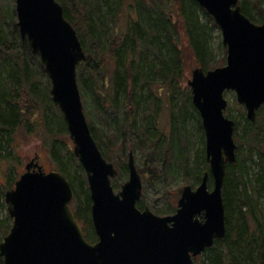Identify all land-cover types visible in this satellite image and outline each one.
Masks as SVG:
<instances>
[{"label":"trees","instance_id":"obj_1","mask_svg":"<svg viewBox=\"0 0 264 264\" xmlns=\"http://www.w3.org/2000/svg\"><path fill=\"white\" fill-rule=\"evenodd\" d=\"M58 1L86 51L87 58L78 67V83L91 132L104 157L119 170L118 177L113 179L115 188L128 177L129 150H133L146 183L170 186L178 178L176 172H180L181 186L200 184L209 165L202 120L191 103V94L188 92L183 101H175L174 91L165 90L164 97L158 92L160 84L180 78L183 70L175 10L167 8L165 0ZM177 1L176 12L181 17L177 21L185 28L200 66L207 70L224 65L226 55L216 57L211 47V26H217L214 18L196 0ZM239 3L242 12L253 22L263 20L264 0ZM123 10L129 13V22L121 33L118 24ZM15 15L13 5L9 9L0 8V160L11 165L7 172L9 181L0 184L1 236L12 226L4 195L15 183L12 175L15 164L11 162L15 160L14 135L28 130V126L31 128L27 121L40 106L59 112L44 113L51 136L68 132L59 108L53 107L48 90L42 91L38 86L36 73L30 67L28 57L32 56L38 60V69L43 68L38 55L33 54L27 40L21 38L20 43L16 42L20 32L17 20L13 19ZM202 16L205 23L200 19ZM112 62L116 65L110 71ZM167 96L170 134L159 128ZM242 114L245 123L236 122L234 135L238 144L237 161L227 165L223 188L227 233L216 239L199 260L195 258L194 264H264V105L258 110L255 122L245 116L243 107ZM57 116L59 120L51 126L52 118ZM198 134V146L189 148V142ZM52 158L56 169L72 184L73 208L87 240L96 241L92 199L83 167L72 148L60 147L56 142ZM144 190L137 203L140 209L147 205V186ZM150 207L161 214L176 210L170 203L168 210L162 212L154 204ZM2 209L6 210L4 216Z\"/></svg>","mask_w":264,"mask_h":264},{"label":"water","instance_id":"obj_2","mask_svg":"<svg viewBox=\"0 0 264 264\" xmlns=\"http://www.w3.org/2000/svg\"><path fill=\"white\" fill-rule=\"evenodd\" d=\"M15 1L21 37L51 80L53 103L63 114L74 154L87 174L98 240L86 239L70 206L74 191L66 176L58 170L45 172L32 161L5 194L13 225L0 241V264H193V257L227 233L223 187L227 164L237 161L238 145L225 93L234 91L248 119L256 121L264 105V19L253 22L239 0H196L214 17L227 46L225 65L207 71L198 67L189 80L202 117L209 171L197 187H183L174 214L160 215L148 206L137 207L143 183L133 151L128 180L118 192L111 183L118 170L91 132L77 79L86 53L61 3Z\"/></svg>","mask_w":264,"mask_h":264},{"label":"rangeland","instance_id":"obj_3","mask_svg":"<svg viewBox=\"0 0 264 264\" xmlns=\"http://www.w3.org/2000/svg\"><path fill=\"white\" fill-rule=\"evenodd\" d=\"M12 5L16 7L15 0H0V8H2L3 10L4 8L9 9L10 6ZM165 5L167 8H171L172 10H175L174 21H176V23L178 24L176 26L177 27L176 29L179 35L178 45L180 46L182 54H183L184 65H183V70H182L180 78L176 79L175 81H170L167 83L163 82L162 84H160L158 92L160 96L163 95L164 97L165 90L168 93H170L171 90L174 91L175 101L185 100L189 92L191 94V103L193 104L191 87L188 84V81L192 77L193 70L200 65V62H198L195 53L193 52L191 46L189 45V40L185 33V28L183 27L180 21H177L178 19L181 20V17L179 16V14L177 15V12H176V10L179 7L178 1L177 0H165ZM128 14L129 13L126 12V10H123L120 13V20H119L118 25H119V32L121 33L123 32V30H125V27L129 22L127 19ZM13 19L17 20V16L16 15L13 16ZM200 19L202 22L204 23L206 22V19L203 16ZM209 25H211V23ZM7 26H8V23L6 22L5 27ZM211 35H212L211 36V47L213 49L215 56L216 57L225 56L227 54V48L223 44L222 32L218 26H211ZM16 38H17L16 42L20 43L21 37L19 34L16 35ZM28 58H29L28 60L30 62L31 69L34 71V73H36V76H37L36 81L38 82V86L41 87L42 91H45L47 89L49 92V95L52 96L51 95V81H50L49 76L46 74V72L43 71L44 67L43 68L39 67L38 69V66H39L38 60L32 56ZM115 65H116L115 62L110 63V66H109L110 71L114 70ZM156 87H158V85ZM226 98L228 100L227 114H229L232 118H234L236 122H238L239 124H242V123L244 124L245 120H244V115L242 114V107L245 111V116H246V110L243 105L237 102L235 92L227 91ZM51 103L53 104V107H56L52 101V98H51ZM169 103H170V100L167 96L165 98V104L167 107H169ZM167 107L164 106L162 110V115L160 117V122H159V128L164 133L170 134L172 130V125L169 123L171 121V118H170L169 109ZM45 111L53 112L55 114L57 112L59 114V112L55 108H52V107L49 108V106L45 108L44 106H40L38 109H36L30 114V118L27 121V125H28V122L32 124L31 128H29L28 126V130L19 131L14 135L15 138L13 140L12 153H13L15 160L11 162H12V165L15 164V167L12 173L15 180L18 178L19 171L24 165V159H30L36 155H38V160L41 161L44 167V170L50 171V170L56 169V166H55L56 164L54 163L53 158H52L54 142H56L60 147L66 145L73 149L74 145L67 131H65V133H63V135L59 137H53L48 133V128L45 126L46 125L45 115H44ZM195 111L196 113L198 112L196 107H195ZM58 116L55 119L52 118L53 125L51 126H54V122L59 120ZM199 137L200 136L198 134V136L196 135L194 140L189 142V148L198 146ZM8 165H9V162L0 160V184H6L9 181L7 172L10 169L11 165L9 166ZM172 165H174V163H172ZM172 170L175 171V169H172ZM176 173H178L177 174L178 178L175 182H172L170 186L167 185V183L162 184L161 182H158L156 184H151V183H146L143 180V193H145L144 189H145V186H147V196H148L146 199L147 205L150 206L151 204H154L155 208L159 209L160 212L164 210H168L167 209L168 203L175 205V208H176L178 199L181 194V190L183 188V186H181L182 180L179 177L180 172H176ZM120 182L122 183L123 181H120ZM210 187H212V178L210 180ZM73 207H74V203L72 204V208ZM171 212L172 211H169V213ZM5 213H6V210L2 209L3 216L5 215ZM2 238L3 236L0 235V240H2ZM200 257L202 256L200 255L198 260L200 259Z\"/></svg>","mask_w":264,"mask_h":264},{"label":"flooded vegetation","instance_id":"obj_4","mask_svg":"<svg viewBox=\"0 0 264 264\" xmlns=\"http://www.w3.org/2000/svg\"><path fill=\"white\" fill-rule=\"evenodd\" d=\"M32 159H35V161H39L38 160V155H36V156H34V157L30 158V159H24V165L20 169L19 173H22L24 171V167L26 166V164H28L30 161H32ZM39 163L42 164L41 161H39Z\"/></svg>","mask_w":264,"mask_h":264}]
</instances>
